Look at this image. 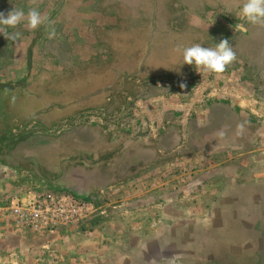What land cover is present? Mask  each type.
Returning <instances> with one entry per match:
<instances>
[{"label": "rangeland", "instance_id": "1", "mask_svg": "<svg viewBox=\"0 0 264 264\" xmlns=\"http://www.w3.org/2000/svg\"><path fill=\"white\" fill-rule=\"evenodd\" d=\"M244 2L0 0L56 30L25 20L5 28L16 42L0 33L10 185L100 206L54 235L9 226L26 251L0 264H264V27L239 18ZM223 39L237 59L219 74L174 51Z\"/></svg>", "mask_w": 264, "mask_h": 264}, {"label": "built area", "instance_id": "2", "mask_svg": "<svg viewBox=\"0 0 264 264\" xmlns=\"http://www.w3.org/2000/svg\"><path fill=\"white\" fill-rule=\"evenodd\" d=\"M99 213L97 200L69 192L29 190L0 206V218L8 214L15 229L44 236L81 225Z\"/></svg>", "mask_w": 264, "mask_h": 264}, {"label": "clouds", "instance_id": "3", "mask_svg": "<svg viewBox=\"0 0 264 264\" xmlns=\"http://www.w3.org/2000/svg\"><path fill=\"white\" fill-rule=\"evenodd\" d=\"M238 16L241 20H246L248 24L264 27V0H245ZM25 20L29 30H34L41 25H47L49 28L48 39L55 38L56 30L51 26L52 22L34 7H30L27 13L23 9H17L16 7L8 11L7 14L0 12V25L4 26L0 27V33H3L8 40L16 42L20 37V33H8L5 28H16ZM235 30L236 32H247L248 28L245 23H237ZM174 51L182 52L183 62L188 65H194L198 71L203 68L206 71L217 74L223 73L237 59V53L227 39L221 40L215 47H205L201 44H193L186 47L177 45ZM180 87L183 88L185 85L181 83ZM244 127V123L238 124L236 134L241 135ZM225 135L226 132L221 129L217 133V139H223ZM168 264H174V261L169 259Z\"/></svg>", "mask_w": 264, "mask_h": 264}, {"label": "crops", "instance_id": "4", "mask_svg": "<svg viewBox=\"0 0 264 264\" xmlns=\"http://www.w3.org/2000/svg\"><path fill=\"white\" fill-rule=\"evenodd\" d=\"M261 42L264 44V41H261ZM258 57H260V59H264V56H258ZM12 109L13 108H11V110ZM6 139H7V136L0 134V206L8 204L9 200H11L13 197L23 194V193L17 194L15 192V191H20L19 184L15 182V183H12V185H10L11 180H13V178L10 179L13 173L18 174V172L14 168L15 166H13L14 164H12V161L18 158H17V155H16L17 153L15 149H5L4 150L2 143H4ZM5 197H7V200H5L6 199ZM7 215L8 214L6 215L4 214L5 218L4 217L0 218V243H1L0 254L5 255L7 252L9 253L11 251H17V252H19L20 250L21 252L26 251L25 250L26 249L25 240L23 241V239L20 236H17L14 234V233H17L15 231H19V232H22V231L15 229V227L10 223V219L6 217ZM9 226L15 231H10L8 229ZM11 238H14L17 244H23V246H19V250H16L18 248L10 245L11 243L10 244L8 243ZM22 247H24V249H22ZM29 247H30V244H29Z\"/></svg>", "mask_w": 264, "mask_h": 264}]
</instances>
